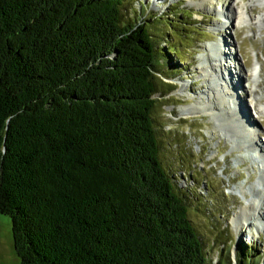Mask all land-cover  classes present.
<instances>
[{
  "label": "trees",
  "instance_id": "trees-1",
  "mask_svg": "<svg viewBox=\"0 0 264 264\" xmlns=\"http://www.w3.org/2000/svg\"><path fill=\"white\" fill-rule=\"evenodd\" d=\"M131 1L0 0V215L19 264H213L159 159L175 47L130 27ZM245 249L237 264H260Z\"/></svg>",
  "mask_w": 264,
  "mask_h": 264
},
{
  "label": "rangeland",
  "instance_id": "rangeland-1",
  "mask_svg": "<svg viewBox=\"0 0 264 264\" xmlns=\"http://www.w3.org/2000/svg\"><path fill=\"white\" fill-rule=\"evenodd\" d=\"M231 1L132 0L125 13L130 27L144 21L151 28L157 53L164 55L162 49L175 47V55L162 61L170 68L165 78L161 76L163 89L171 92L165 98L161 94L156 96L159 103L154 120L159 159L178 188L186 190L190 219L206 254L213 264L227 257L237 264L238 249L246 248L252 260L264 264V221L257 216L245 226L233 222L248 203L258 201V191L264 187V157L249 146L252 144L243 142L244 125L240 124L242 129L231 124L226 114L217 118L204 113L183 115L188 107L197 106L204 92H213L210 79L200 77L201 65L205 58L214 55L211 50L218 47L226 52L221 65L230 67L233 74L234 68L240 69L241 76L238 81L229 76L231 95L235 97L234 101L228 100L226 107L230 106L233 112H245L246 121L254 124L253 136L264 148V115L257 114L264 109V25L231 24L225 14L221 15ZM250 1L243 0L246 4ZM181 12L191 18H183ZM248 14L251 17L264 14V8L254 7ZM155 16L159 17L156 24ZM257 64L261 70L253 75ZM212 107L220 109L219 105ZM261 202L258 207L264 208V200ZM19 263L13 245L12 221L0 215V264Z\"/></svg>",
  "mask_w": 264,
  "mask_h": 264
},
{
  "label": "bare ground",
  "instance_id": "bare-ground-1",
  "mask_svg": "<svg viewBox=\"0 0 264 264\" xmlns=\"http://www.w3.org/2000/svg\"><path fill=\"white\" fill-rule=\"evenodd\" d=\"M238 4H240V6ZM254 7L264 8V0H251L249 2V4L244 3L243 0H232L229 7L227 8V10L225 9L226 11L223 12V14L221 12V15L225 14L226 19L231 24H234V25L237 24V25L243 26V24H248L251 26L260 27V25H264V14H261L258 16H253V17H251V15L248 14V11H250ZM218 46H221V43ZM219 50L220 49L218 47H215L214 50H211V51H213L214 55L205 58L203 61V64L201 65L202 67H201V76L200 77L210 79V81H208V80L207 81H208V83H211L213 85V89H214L213 92H211V90L204 92L203 95H201L199 97V103L197 102V104H196L197 106H193L192 108L188 107V109H186L184 111L183 115H184V117H187L190 114H194V113H204L207 116H211V118H213V117L217 118L220 114H226L229 118L228 121L231 124L238 126L242 129H243V125H244L243 142L247 145L252 144L249 146H253L254 148H256L255 149L256 152L261 154L264 157V148L261 147L257 143L256 138H255L256 136H253L254 135V127H253L254 124H253V122H251V120L246 121V116L244 114L245 112L244 113L242 111L241 112H239V111L233 112L230 109V106L226 107V106H228V103H229L228 100L230 98L233 99L235 97V94L231 95L229 76L232 75V77H230V78H233L234 81H238L239 78H241V76H240V69L234 68L235 73L233 74L231 71L232 69H230V67L221 65V63H222L221 58L224 56V53H226V52H222V50L221 51H219ZM260 70H261L260 65L257 64L254 67L252 74L253 75L257 74L260 72ZM235 78H237V79H235ZM234 81H233V84L236 83ZM237 83H239V82H237ZM184 87H185V85H182V88H184ZM202 96H204V97H202ZM203 100H205V102ZM233 101H234V99H233ZM215 105H219L220 109L217 110L214 107H212ZM209 109H211V110H209ZM197 110H199V111H197ZM234 110H237V109L235 108ZM257 114L264 115V109L258 110ZM240 124H243V125L241 126ZM262 189H264V187H262L261 190L258 191V195H259L257 198L258 201H255L254 203L253 202L248 203L247 208H243L241 210V216H238V217L233 219V222L236 225L245 226L246 224H250V222L252 221V217H257V216L260 218L261 221H264V208L258 207V206L262 205L259 203L262 200H264V197L261 196L264 194V191ZM247 209H249V210H247ZM247 212H249V213H247Z\"/></svg>",
  "mask_w": 264,
  "mask_h": 264
}]
</instances>
